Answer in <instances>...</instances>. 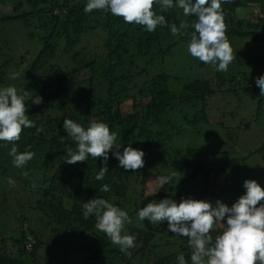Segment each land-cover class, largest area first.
Wrapping results in <instances>:
<instances>
[{
  "label": "trees",
  "instance_id": "16d2710c",
  "mask_svg": "<svg viewBox=\"0 0 264 264\" xmlns=\"http://www.w3.org/2000/svg\"><path fill=\"white\" fill-rule=\"evenodd\" d=\"M87 2L15 0L14 13L0 15L2 23L20 21L29 29L28 37L41 45L35 56L26 57L30 64L19 71L23 82L18 93H28L25 97L26 115L36 126L25 128L20 140L15 142L18 152L32 151L35 155L25 166L14 167L13 157L9 155L12 143L0 141V177L7 184L9 178L15 181L17 186L10 185V191L14 194L15 207L20 210V216L16 217L15 213L18 226H14L10 223L9 209L14 211L15 207L10 205L1 211L0 206V264H40L52 249L62 250L61 235L69 237L78 233L83 237V232L100 241L96 252L85 249L87 264H92L99 256L106 258L109 252L120 255V247L96 229L95 217L84 218L83 204L90 199L104 198L121 209L127 208L129 200L137 199L134 202L136 213L147 203H158L164 198L179 203L182 198L191 197L210 202L213 207L220 200L231 207L246 193L242 185L246 179H240V176L249 177L246 172L249 175L262 173V177L264 174V140L253 147L248 145L244 154L243 148L238 150L241 144L231 131H227L231 148L229 153L221 152L226 160L219 164L212 158L219 150L213 149L215 147L208 150L209 147L195 143L186 146L185 155L188 156L179 164L174 160L166 162L157 153L159 148L170 146L180 131L193 132L201 121L211 124L208 101L217 93L232 92L239 99L245 97L244 104L256 108L255 124L259 122L264 95H260L256 79L264 75V56L254 57L253 67L259 69L254 74L249 61H243L242 48L248 41L264 45V0L222 3L226 35L233 49L232 69L227 73L217 72L216 78H191L178 92L171 89L172 75L162 70L159 63L175 46L188 45V36H173L168 26H158L149 33L144 26L127 24L122 17L105 10L86 14ZM254 5L260 10L258 17L254 18L250 9L246 18H238L239 9L254 8ZM153 10L163 14L169 25L175 23L179 26L181 21L193 23L196 20L194 16L185 17L179 8L161 12L159 3ZM90 28L99 29L95 36L102 38L103 42L96 47L99 48L97 52L88 55L82 37L91 31ZM12 63H16L15 60L2 63L0 76L5 74L3 67ZM38 96L41 103H33ZM177 108L182 113L187 110L192 113L189 116L184 114L185 127H177L172 117ZM219 117L222 119L215 124L224 125L222 120L235 117V113L231 111ZM65 118L85 129L92 121L104 122L110 132L116 133L113 150L108 153V171L102 180L96 179L103 167L102 157L89 156L86 161L76 164L63 160L68 149L73 152L77 149V142L63 129ZM37 128L42 131L38 132ZM128 146L144 152L142 168L132 171L119 167L113 151L122 154ZM202 152L217 166L198 162ZM186 170L189 174L185 173ZM146 172L160 177L171 176L172 179L162 186L160 192L145 194L142 191L139 198L133 192L135 186L133 190L122 191L127 189L122 186L128 181L139 184ZM221 175L228 182L224 186L216 182ZM105 184L109 185L110 191L100 192ZM18 187L21 188L19 196ZM4 197V202H11L7 194ZM31 222L45 225L46 235H49L47 240L41 236L44 230L25 228L31 226ZM223 228L220 223L215 225L210 232L213 239L222 233ZM121 234L136 237L135 246L127 251L133 260L140 257V264H179L177 257L181 253L187 264H191L192 249L188 239L169 231L167 220L151 223L145 219L143 227L133 226ZM9 242H13L16 249L6 246ZM41 246L46 247V253H40Z\"/></svg>",
  "mask_w": 264,
  "mask_h": 264
},
{
  "label": "clouds",
  "instance_id": "9594fccd",
  "mask_svg": "<svg viewBox=\"0 0 264 264\" xmlns=\"http://www.w3.org/2000/svg\"><path fill=\"white\" fill-rule=\"evenodd\" d=\"M231 0H88L84 12L94 10L109 11L116 17H122L127 24L142 25L152 33L158 26H168L173 36H188L189 54L215 67L216 71L227 72L233 61V49L226 35L227 26L224 20L222 3ZM159 3L160 11L167 12L173 8L182 9L185 17H196L195 22L181 21L179 26L168 24L163 14L154 11V5ZM193 31L189 32V29ZM20 73H13L11 79H16ZM260 95H264V75L256 79ZM28 93L19 95L14 86L0 89V141L12 143L9 155L13 157L14 167H23L33 159L32 151L18 152L16 141L20 140L25 128L35 127L34 121L26 115L25 97ZM41 103L38 96L33 101ZM64 131L77 142L75 152L66 151L63 160L68 164L84 162L89 156L103 158V167L96 175L102 180L108 171V153L113 150L116 133L110 132L104 122H90L85 129L71 119H64ZM37 131H42L37 128ZM119 161V167L125 170H138L144 166V152L131 146L125 147L123 153L113 151ZM172 179L171 176L159 177L163 186ZM10 184L15 182L9 179ZM246 193L231 206L220 200L215 207L203 200L181 199L179 203L171 198H164L158 203L149 202L137 212L138 219H147L151 223L167 220L168 230L175 235L186 237L191 251V264H264V188L255 180H245ZM100 192H109L105 184ZM83 216L88 219L94 216L95 227L105 233L111 242L127 252L135 246L136 237L124 234L125 223H131L128 213L110 203L104 198H93L83 204ZM226 218V224L221 223ZM224 225L221 234L215 239L210 234L215 225ZM179 264H187L183 253L177 257Z\"/></svg>",
  "mask_w": 264,
  "mask_h": 264
},
{
  "label": "rangeland",
  "instance_id": "374dc122",
  "mask_svg": "<svg viewBox=\"0 0 264 264\" xmlns=\"http://www.w3.org/2000/svg\"><path fill=\"white\" fill-rule=\"evenodd\" d=\"M14 1L15 0H0L1 16L14 13ZM250 9L253 10L252 13L254 14V18L258 17L260 10L256 6L254 8L246 7L245 9H239L238 18H246L248 15L247 13L250 12ZM28 30L29 29L25 28L20 21H14L8 24L0 22V67L5 60L13 59V61L15 60L16 62L12 63V65H9V67H3L5 74L0 76V89L8 86H14L17 91L20 90L19 85L23 82V79L21 81L19 78L20 76H18V78L16 79H11L10 77L13 73H19V71L21 72L24 68H26L30 64V61L26 60V57H28L29 59L30 57L35 56L41 47L37 40L28 37ZM90 30V32L85 33L82 37V44L86 46L85 53H87L88 55L93 52H97L99 48L97 49L96 47H98L103 42L102 38H97L95 36V32L99 31L98 28H90ZM79 47L81 48V45ZM187 48L188 45L186 44L175 46V48L171 52H169L164 58H162V62L160 61L159 63V67L162 70L172 75L170 86L171 89L175 92L180 91L184 84L187 83L191 78H216L218 76L217 72L219 74L228 72L216 71L215 67H213L212 65L204 64L198 59L192 57L189 54ZM242 50L243 57H245L243 61H249V66H251L250 69H253L254 74L259 72L258 68L253 67L252 62L255 56H264V45H257L253 42L248 41L243 43ZM61 64L64 63L62 62ZM229 69H232L231 64L229 65L228 70ZM243 99H245V97L239 99L237 96L233 95L232 92L215 94L208 101L210 110L209 121L211 124L201 121L198 126L199 128H201V130L199 128H195V132L193 131L194 133L189 130L187 131V129L186 131H180L181 133L174 137L173 142L170 146L166 148H159L157 153L160 154L163 159H166V162H168V160H174L176 164H179L181 159L187 158L188 156L187 154L185 155L186 146L191 143H195L201 145L202 147H215L213 149L219 150L220 154L217 153L212 157L216 159L219 164L226 160V157L221 152L228 151L229 153V149L231 148L230 141H228L229 137L227 132L231 131L234 133V136H236L238 143L241 144L240 149L238 147V150L241 151L243 148L242 153L246 154V148L248 145H251L253 147L255 145L261 144L264 140V104L262 105V109L259 111V113L261 114V117L259 118L260 120L257 124H255L254 118L256 117L257 113L256 108L254 106H246ZM237 105H239L238 109L236 108ZM125 109L127 110V107H125ZM231 111L235 113V117H228L222 120V122H225L224 125L215 124L222 119L219 116H221L223 113L230 114ZM185 113H187L186 115L188 116L192 114L189 110L184 113H182L179 108L174 110L172 117L177 123V127H183V124L186 123V120L184 118ZM208 150H211V148ZM204 154V152L201 153V158L198 159V162L201 160L200 163H204L205 161L208 166H217L213 159H207V156ZM188 170L185 171L186 174H189ZM246 175L249 177L245 178L243 175H241L240 179L255 180L262 188H264V174L262 177V173L249 175L246 172ZM159 177L160 176L153 175L150 172H146L144 178L142 177L143 179L139 181V184H134L128 181L127 185L122 186V188L127 189L122 191L133 190L132 187L135 186L136 188L133 192L137 194L138 198L140 195H142V191L145 192V194L158 193L162 188L158 180ZM0 181V206L2 207V211V209H5L10 205L12 207H15L16 202H13L14 194H12V192L10 191V185H17L16 183H5V179H3L2 177H0ZM216 182L219 186H224L228 183L223 175H221L219 177V180H217ZM242 185H244V180L242 181ZM20 190L21 188L18 187V196L20 195ZM4 193L7 194L11 202H4ZM136 200L137 199L129 200L126 203L127 208L123 209L128 213V215L132 216V222L125 223L123 229L124 232L129 228L131 230L133 226L136 228L144 226V221L141 222L138 219L136 209H134V202ZM9 212L12 215V221L10 223H12L14 226H18V220L15 219V213L17 215L16 217L20 216L19 207L16 206L14 211L12 209H9ZM3 218L5 219V217ZM221 223L226 224V219L224 221H221ZM31 224V226L26 225L25 228H34L35 230L40 229V231L44 230V233L41 236L44 237L43 240H47V237L49 235H46L45 231L47 230H45L44 228L45 225L34 224L33 222H31ZM82 234L84 235V238L81 237V235L78 233L74 236L71 235L69 237H64L65 235H61L59 242H62V250L52 249L53 251L48 253V256H45L46 259H43V262H40V264H87L88 258L85 255V249H91L92 252H96V249H99L100 241L95 237H90L91 235L88 232H83ZM54 240L57 242L56 239H53V241ZM7 245L8 247H12V249L14 247H17L13 242H9L6 244V246ZM39 251L40 253H46V247L41 246ZM127 252L129 255L127 254ZM127 252L121 251L119 253L121 256L118 254H113V252H109L106 258L104 256H99L92 264H140V257L133 260V258L129 257L131 255L130 252ZM13 253L15 252L13 251ZM128 258L130 259V262H128Z\"/></svg>",
  "mask_w": 264,
  "mask_h": 264
}]
</instances>
